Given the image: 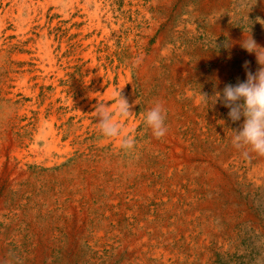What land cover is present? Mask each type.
I'll return each mask as SVG.
<instances>
[{
  "label": "rangeland",
  "instance_id": "rangeland-1",
  "mask_svg": "<svg viewBox=\"0 0 264 264\" xmlns=\"http://www.w3.org/2000/svg\"><path fill=\"white\" fill-rule=\"evenodd\" d=\"M258 1L0 0V264H95L70 241L76 222L126 228L187 192L216 218L206 264H264V158L233 145L243 118L233 123L221 101L217 116L211 102L259 69L241 47L264 35ZM210 6L221 11L216 24L204 16ZM126 76L138 101L118 118L136 141L129 153L102 138L95 113ZM156 102L168 129L159 140L142 115ZM97 264L119 261L104 250Z\"/></svg>",
  "mask_w": 264,
  "mask_h": 264
},
{
  "label": "bare ground",
  "instance_id": "bare-ground-1",
  "mask_svg": "<svg viewBox=\"0 0 264 264\" xmlns=\"http://www.w3.org/2000/svg\"><path fill=\"white\" fill-rule=\"evenodd\" d=\"M31 1V0H30ZM238 1V0H237ZM142 2V0H141ZM166 2V1H165ZM96 3V2H95ZM242 5V4H241ZM244 6V5H243ZM90 7V6H89ZM132 7V6H131ZM239 7V6H238ZM166 8V7H165ZM170 9V8H169ZM172 9V8H171ZM219 7L210 6L204 12V16L207 17L209 23L216 24L220 21L221 15ZM257 12L264 18V0H259L257 4ZM95 11V10H94ZM109 11V10H108ZM18 12V11H17ZM145 12V11H144ZM85 13V12H84ZM106 13V12H105ZM147 13V12H146ZM100 14V13H99ZM68 15V14H67ZM15 16V15H14ZM95 16V15H94ZM77 17V16H76ZM154 17V16H153ZM225 17V16H224ZM93 18V17H92ZM112 18V17H111ZM159 20V19H158ZM231 20V19H230ZM98 21V20H97ZM154 22V21H153ZM98 23V22H97ZM96 23V24H97ZM157 23V22H156ZM165 23V22H164ZM163 23V24H164ZM89 24V23H88ZM92 24V23H90ZM158 24V23H157ZM233 24V22H232ZM167 25V24H166ZM240 25V24H239ZM229 26V24H228ZM189 27V26H188ZM264 27V26H263ZM145 29V28H144ZM153 30V28H151ZM85 30V29H84ZM194 30V29H193ZM199 30V29H198ZM228 31V30H227ZM153 32V31H152ZM156 32V31H155ZM194 32V31H193ZM192 32V33H193ZM196 32V31H195ZM241 32V31H240ZM154 34V33H153ZM181 34V33H180ZM246 34V32H245ZM249 34V33H248ZM255 34V33H254ZM152 35V33H151ZM234 36V34H232ZM132 36V35H131ZM220 36V35H219ZM239 36L243 37L242 34ZM137 37V36H136ZM106 38V37H105ZM141 38V37H140ZM161 38V37H160ZM234 38V40H233ZM244 38V37H243ZM158 39V38H157ZM92 40V39H91ZM99 40V39H98ZM147 40V39H146ZM145 40V41H146ZM203 40V39H202ZM231 45L229 49L234 51L235 47L239 44V41L235 37H231ZM144 41V40H143ZM150 41V40H149ZM78 42V41H77ZM188 42V41H187ZM192 42V41H191ZM206 42V41H205ZM211 42V41H210ZM257 45L264 49V35L256 39ZM217 44V43H216ZM159 45V44H158ZM154 48V47H153ZM156 49V48H155ZM214 49V47H213ZM49 50V48H48ZM102 50V49H101ZM142 50V49H140ZM240 51V50H239ZM99 52V51H98ZM142 52V51H141ZM158 52V51H157ZM175 52V50H174ZM224 53V52H223ZM244 53V52H243ZM48 54V53H46ZM50 54V53H49ZM48 54V56H49ZM139 54V53H138ZM205 54V53H204ZM228 54V53H227ZM264 56V53H261ZM213 56V55H212ZM86 57V56H85ZM253 57V56H252ZM47 58V57H46ZM93 58V57H92ZM215 58V57H214ZM219 58V57H217ZM209 59V58H208ZM211 59V58H210ZM222 59V58H221ZM243 59V58H242ZM254 63L257 67H260L257 63L256 55L253 57ZM36 61V60H35ZM52 61V59H51ZM114 61V60H113ZM234 61V60H233ZM205 62V61H204ZM212 62V61H211ZM194 64V63H193ZM105 65V64H104ZM223 65V64H222ZM230 65V64H229ZM186 66V65H185ZM217 66V65H216ZM255 66V67H256ZM195 67V66H194ZM202 67V66H201ZM51 68V67H50ZM187 68V67H186ZM53 69V68H52ZM185 69V68H184ZM203 69V68H202ZM102 70V69H101ZM181 70V69H180ZM197 71V70H196ZM258 70H253L255 74ZM218 72V71H217ZM216 72V73H217ZM220 73V72H219ZM39 74V73H38ZM50 74V73H49ZM206 74V73H205ZM60 75V74H59ZM190 75V73H189ZM210 76V75H209ZM235 79V78H234ZM217 81V80H216ZM48 82V81H47ZM46 82V83H47ZM104 83V82H103ZM26 84V83H25ZM86 84V83H85ZM209 84V83H208ZM233 85V84H232ZM112 86V85H111ZM96 87V86H95ZM219 87V86H218ZM208 88V87H207ZM21 90V89H19ZM120 90L122 96L125 97L130 105H133L131 112L134 114L138 108V101L135 97L134 87L130 76H126L121 80ZM17 91V90H15ZM97 91V90H96ZM202 91V90H201ZM94 93V92H92ZM186 94L190 98H194L195 102L201 101V97L196 96L195 93L191 94L186 91ZM215 94V93H214ZM113 95V94H112ZM206 95V94H205ZM55 96V95H54ZM59 97V96H58ZM61 98V97H60ZM21 99V98H20ZM137 101V103H136ZM114 103V102H112ZM53 110V109H52ZM90 112V111H89ZM214 114L219 116V107L215 103L213 107ZM229 112V111H228ZM225 113V111H224ZM210 115V114H209ZM213 115V114H212ZM133 116V115H132ZM222 119V118H221ZM228 122V121H226ZM211 123V122H210ZM238 123V122H237ZM202 124V123H201ZM240 124V121H239ZM206 125V124H205ZM233 125V124H232ZM50 126V124H49ZM229 126V125H228ZM237 127V126H235ZM137 128V127H136ZM203 129V128H202ZM48 130V128H47ZM52 130V129H51ZM47 133V132H46ZM223 133V132H222ZM229 135V134H228ZM210 136V135H209ZM202 137V135H201ZM208 139V138H207ZM188 140V139H187ZM212 140V139H211ZM218 140V139H217ZM223 140V139H222ZM195 141V140H194ZM213 142V141H212ZM218 143V142H217ZM174 145V144H173ZM55 147V146H54ZM76 147V146H75ZM208 148V147H207ZM56 149V147H55ZM167 149V148H166ZM71 150V149H70ZM239 151V150H238ZM202 152V151H201ZM209 152V151H208ZM180 153V152H179ZM207 153V152H206ZM236 154V153H235ZM254 154V153H253ZM172 155V154H171ZM229 155V154H228ZM250 155V154H248ZM173 156V155H172ZM182 156V155H181ZM185 157V156H184ZM197 157V156H196ZM228 157V156H227ZM243 157V156H242ZM28 158V157H27ZM35 158V157H34ZM209 158V157H208ZM216 158V156H215ZM241 158V157H240ZM256 158V157H255ZM264 158V156H263ZM29 159V158H28ZM166 159V158H165ZM175 159H177L175 157ZM230 159V158H228ZM245 159V158H244ZM22 160V159H21ZM183 160V159H182ZM6 161V160H5ZM236 161V160H234ZM249 161V160H248ZM261 161V160H260ZM259 161V162H260ZM4 162V160H3ZM201 162V161H200ZM207 162V161H206ZM248 163V162H247ZM251 164V163H250ZM263 164V163H262ZM1 165V164H0ZM9 166V165H8ZM23 166V165H22ZM186 166V165H185ZM231 166V165H230ZM253 166V165H251ZM24 167V166H23ZM257 167V166H256ZM259 167V166H258ZM7 168V167H6ZM200 168V167H199ZM216 168V167H215ZM213 167V169H215ZM219 168V167H218ZM233 168V167H232ZM253 168V167H252ZM180 169V168H179ZM188 169V168H187ZM260 169H264V165L260 166ZM182 170V169H181ZM180 170V171H181ZM186 170V169H185ZM221 170V169H220ZM54 171V170H53ZM149 171V170H148ZM214 171V170H213ZM226 171V170H225ZM234 172V171H232ZM15 173V172H14ZM187 173V172H186ZM230 173V172H229ZM250 173V172H249ZM22 174V173H21ZM226 174V173H225ZM239 174V173H238ZM248 174V172H247ZM259 174V173H258ZM263 174V173H262ZM242 175V174H241ZM18 176V175H17ZM233 176V175H232ZM225 177V176H224ZM235 177V176H234ZM246 177V176H245ZM250 177V176H249ZM163 178V177H162ZM185 178V177H184ZM182 179V178H181ZM188 179V178H187ZM191 180V179H190ZM253 180V179H252ZM260 180V179H259ZM186 181V180H185ZM255 181V180H254ZM232 183V182H231ZM230 183V184H231ZM237 183V182H236ZM186 184V182H185ZM249 184V183H248ZM184 185V184H182ZM195 185V184H194ZM188 186V185H187ZM225 186V185H224ZM222 186V188L224 187ZM231 186V185H230ZM256 186V185H255ZM254 186V187H255ZM6 187V186H5ZM236 187V186H235ZM183 188V187H182ZM262 188V187H261ZM179 189V188H178ZM237 189V188H236ZM240 189V188H239ZM257 189V188H256ZM4 190V189H3ZM164 190V189H163ZM226 190V189H225ZM230 190V189H228ZM172 191V190H171ZM175 191V190H174ZM180 191V190H178ZM192 191V190H190ZM233 191V190H232ZM230 191V192H232ZM239 191V190H238ZM177 192V191H176ZM181 192V191H180ZM169 193V192H168ZM188 193V192H187ZM184 196V198L175 199L169 197L170 204H167L164 198H160L161 203L158 204L155 217H147L145 222L143 220H132L128 217L127 222L129 224L126 228H96L88 225L86 217L82 218V221L76 222L75 229L71 228L69 234L73 236L70 240H73V244L87 245L92 253H95V259L93 263L97 264L99 255L104 250H107L108 254L113 255L119 264H196L197 258L201 264H206L207 255V243L210 236L214 232L216 218L207 217V213L203 210L198 202L195 201L193 194ZM234 193V192H233ZM241 193V192H240ZM167 194V193H163ZM178 194V193H177ZM180 194V193H179ZM203 195V194H202ZM221 196V195H220ZM176 197V196H175ZM228 197V196H227ZM240 197V196H238ZM232 198V196H231ZM236 200V199H234ZM159 201V200H158ZM228 201V200H227ZM165 202L167 205H164ZM244 202V201H243ZM174 203V204H173ZM177 203V204H175ZM201 203V202H200ZM173 204V205H172ZM154 205V204H153ZM243 205V204H242ZM236 206V205H235ZM234 206V207H235ZM244 206V205H243ZM150 207V206H149ZM237 207V206H236ZM157 208V207H156ZM245 208V207H244ZM224 209V208H223ZM227 209V208H226ZM152 210V209H151ZM246 210V209H245ZM229 211V210H228ZM234 211V210H233ZM248 211V210H247ZM236 212V211H235ZM234 212V213H235ZM239 212V211H238ZM237 212V213H238ZM242 212V211H241ZM71 215H76L74 209L69 210ZM248 213V212H247ZM229 214V213H228ZM246 215V214H245ZM251 215V214H250ZM249 215V216H250ZM248 216V217H249ZM225 217V216H224ZM245 217V216H244ZM252 217V216H250ZM227 218V217H226ZM235 218V217H234ZM242 220V219H241ZM242 223V222H241ZM254 224V223H253ZM236 226V225H235ZM253 227V226H252ZM226 228V227H225ZM228 228V227H227ZM116 229V230H113ZM65 230V229H64ZM227 230V229H226ZM231 232V231H230ZM233 232V231H232ZM234 235V234H233ZM69 236V235H68ZM235 236V235H234ZM233 236V237H234ZM85 237V238H84ZM223 237V236H222ZM39 239V238H38ZM216 239V238H215ZM226 239V238H225ZM4 240V239H3ZM173 240L176 241V245H171ZM181 240V241H179ZM227 240V239H226ZM229 240V239H228ZM12 241V240H11ZM44 241V240H43ZM213 241V240H212ZM225 241V240H224ZM41 242V241H40ZM220 244L224 242L219 239ZM233 242V241H232ZM213 244V243H212ZM43 245V244H42ZM85 245V246H86ZM216 245V244H215ZM214 245V246H215ZM74 248V247H73ZM214 248V247H213ZM211 248V249H213ZM40 249V248H38ZM42 249V248H41ZM47 249V248H46ZM231 250V249H230ZM234 250V248H233ZM212 251V250H211ZM39 252V251H38ZM70 252V251H69ZM46 253V252H45ZM1 254V253H0ZM224 254V253H223ZM41 255V254H40ZM39 255V257H40ZM45 255V254H44ZM68 255V254H66ZM30 258V257H29ZM41 258V257H40ZM110 258V257H109ZM43 259V258H42ZM110 262V261H109ZM38 263V261H37ZM102 263V262H101ZM209 263V262H208ZM69 264V263H68Z\"/></svg>",
  "mask_w": 264,
  "mask_h": 264
},
{
  "label": "clouds",
  "instance_id": "clouds-1",
  "mask_svg": "<svg viewBox=\"0 0 264 264\" xmlns=\"http://www.w3.org/2000/svg\"><path fill=\"white\" fill-rule=\"evenodd\" d=\"M228 45H225L227 47ZM241 47L248 53H254L258 71L246 73V81L237 84L225 85L223 92H217L211 102L215 104L221 101L223 106L229 109L228 117L235 123L243 118V124L239 129L232 130V143L238 149H245L264 156V49L260 48L251 35L241 42ZM247 61L245 67L247 68ZM114 103L108 106L100 103L95 106L97 128L104 139H117L119 147L126 153L131 152L136 145L135 138L131 134H125L119 119H127L134 115L131 112L133 105L121 95V91L114 92ZM205 103L209 98L202 95ZM137 103V101H136ZM145 128L151 131V135L159 140L167 134L166 110L160 102L153 104L143 114Z\"/></svg>",
  "mask_w": 264,
  "mask_h": 264
}]
</instances>
